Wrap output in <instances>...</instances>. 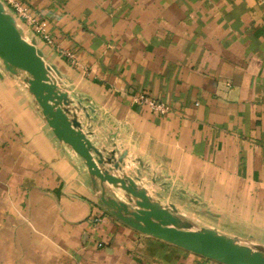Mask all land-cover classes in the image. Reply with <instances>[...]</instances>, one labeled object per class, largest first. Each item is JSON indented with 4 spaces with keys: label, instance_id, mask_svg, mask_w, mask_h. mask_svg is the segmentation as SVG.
<instances>
[{
    "label": "crops",
    "instance_id": "crops-1",
    "mask_svg": "<svg viewBox=\"0 0 264 264\" xmlns=\"http://www.w3.org/2000/svg\"><path fill=\"white\" fill-rule=\"evenodd\" d=\"M18 1L54 39L25 28L97 148L127 152L123 172L198 227L264 245V0ZM0 264L221 263L104 212L83 159L3 74Z\"/></svg>",
    "mask_w": 264,
    "mask_h": 264
},
{
    "label": "water",
    "instance_id": "water-1",
    "mask_svg": "<svg viewBox=\"0 0 264 264\" xmlns=\"http://www.w3.org/2000/svg\"><path fill=\"white\" fill-rule=\"evenodd\" d=\"M56 68L44 60L36 38L0 0V76L19 78L56 138L84 161L103 211L143 235L221 264H264V245L198 227L163 195L150 192L141 176L123 172L127 152L97 148L82 120L85 108L64 90ZM88 115H86L87 117Z\"/></svg>",
    "mask_w": 264,
    "mask_h": 264
},
{
    "label": "built area",
    "instance_id": "built-area-1",
    "mask_svg": "<svg viewBox=\"0 0 264 264\" xmlns=\"http://www.w3.org/2000/svg\"><path fill=\"white\" fill-rule=\"evenodd\" d=\"M5 6L14 14L16 19L24 28H30L36 35V37L40 38L48 45H54V39L47 32L45 28V23L38 20V18L29 13V10L26 6L21 4L18 0H1ZM60 53L64 56L69 57L74 64L79 65L74 59L73 55L65 50H61ZM135 102L141 105L148 106L153 112L157 114H165L169 111V107L164 103L159 102L147 94H139L134 98ZM99 246H102L100 243Z\"/></svg>",
    "mask_w": 264,
    "mask_h": 264
},
{
    "label": "rangeland",
    "instance_id": "rangeland-1",
    "mask_svg": "<svg viewBox=\"0 0 264 264\" xmlns=\"http://www.w3.org/2000/svg\"><path fill=\"white\" fill-rule=\"evenodd\" d=\"M27 37L29 38L30 36L27 34Z\"/></svg>",
    "mask_w": 264,
    "mask_h": 264
}]
</instances>
